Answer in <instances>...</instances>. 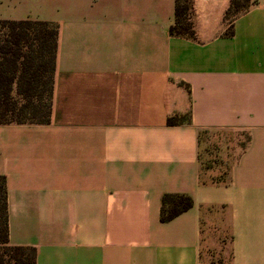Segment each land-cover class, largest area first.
Returning a JSON list of instances; mask_svg holds the SVG:
<instances>
[{
    "label": "crops",
    "instance_id": "0c3cea01",
    "mask_svg": "<svg viewBox=\"0 0 264 264\" xmlns=\"http://www.w3.org/2000/svg\"><path fill=\"white\" fill-rule=\"evenodd\" d=\"M193 0L195 39L173 37L175 0H0V20L59 26L49 125H0L10 243L37 264H201L224 222L230 264H264V0ZM187 120L169 126L168 118ZM248 139L226 180L202 177V133ZM193 207L161 221L162 198Z\"/></svg>",
    "mask_w": 264,
    "mask_h": 264
},
{
    "label": "trees",
    "instance_id": "16d2710c",
    "mask_svg": "<svg viewBox=\"0 0 264 264\" xmlns=\"http://www.w3.org/2000/svg\"><path fill=\"white\" fill-rule=\"evenodd\" d=\"M255 4L254 0H231L225 14L229 36L233 35L235 20ZM193 17V0H175L170 35L195 39ZM58 41L59 26L53 22L0 20V125L52 122ZM186 120L174 116L167 123L175 126ZM193 205L190 196L166 194L161 221H172ZM0 264H37L36 247L10 243L5 176H0Z\"/></svg>",
    "mask_w": 264,
    "mask_h": 264
},
{
    "label": "rangeland",
    "instance_id": "374dc122",
    "mask_svg": "<svg viewBox=\"0 0 264 264\" xmlns=\"http://www.w3.org/2000/svg\"><path fill=\"white\" fill-rule=\"evenodd\" d=\"M247 141L243 133H202L200 161L202 177L213 183L226 180L231 164ZM201 264H230V238L224 222L207 227L202 242Z\"/></svg>",
    "mask_w": 264,
    "mask_h": 264
}]
</instances>
